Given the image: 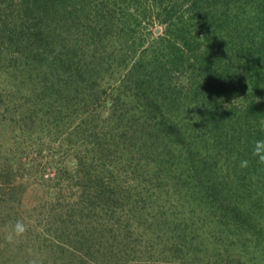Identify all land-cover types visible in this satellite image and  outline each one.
I'll use <instances>...</instances> for the list:
<instances>
[{"label":"trees","instance_id":"1","mask_svg":"<svg viewBox=\"0 0 264 264\" xmlns=\"http://www.w3.org/2000/svg\"><path fill=\"white\" fill-rule=\"evenodd\" d=\"M261 120L264 0H0V232L62 176L0 264H264Z\"/></svg>","mask_w":264,"mask_h":264},{"label":"rangeland","instance_id":"2","mask_svg":"<svg viewBox=\"0 0 264 264\" xmlns=\"http://www.w3.org/2000/svg\"><path fill=\"white\" fill-rule=\"evenodd\" d=\"M165 29V26L163 24L159 23V20H154L152 24L148 23H142V27L138 30L139 35L143 32L144 34L151 33L154 37L157 36L161 32H163ZM12 133L4 132L3 130L0 132V151L1 153L8 152L10 150H13L15 148V143L12 138ZM31 158V161L39 162L41 161V164H44L47 161L46 157H41L40 155H35V153L31 152L29 155ZM42 167V166H41ZM41 171L45 174L44 178H37L34 181H31L29 183H26V192L23 195V202L22 206L20 207V210L15 213V215H18L17 217L13 218L12 220H9V223L7 224V227L3 228V230L0 232V260L5 257V251L14 246V242H16V239L19 241H23L25 243L24 245L32 244L25 239L30 235V237H33L36 235L35 229H33L34 222L37 221L38 217H42L44 213L41 212V205L44 204L51 198V196L54 195V193L50 194L48 187L53 185L57 180L60 181L61 177L59 179H56L57 172L56 168L51 167L50 164H48L45 168H40ZM39 169V170H40ZM22 181V180H21ZM57 185L59 184L56 182ZM67 184V182H66ZM68 186L64 189V194L67 197L66 201L68 199L70 201H73L76 197V193H80V188L76 190V187L71 184H67ZM54 197V196H53ZM40 203V208L33 209L36 207L37 204ZM17 219V220H16ZM22 221L26 226V231L19 235V236H13L12 240L8 239L9 233L12 231L13 226L15 225L16 221ZM33 229V230H32ZM32 231V232H31ZM31 232V233H30ZM21 238V239H20ZM20 245H17V247ZM23 263V262H22ZM30 263V262H28Z\"/></svg>","mask_w":264,"mask_h":264},{"label":"clouds","instance_id":"3","mask_svg":"<svg viewBox=\"0 0 264 264\" xmlns=\"http://www.w3.org/2000/svg\"><path fill=\"white\" fill-rule=\"evenodd\" d=\"M201 105H207V104H201ZM199 106V105H196ZM193 106V107H196ZM191 107V108H193ZM208 107V106H207ZM196 120H200V116L195 117ZM257 130L259 135H257L252 141H251V155L255 158L257 163L264 165V120H261L257 123ZM250 161L248 159H243L240 161L241 167H248ZM26 231V226L22 221H16L15 225L13 226L12 231L9 233L8 239L12 240L13 236H19L23 234Z\"/></svg>","mask_w":264,"mask_h":264}]
</instances>
